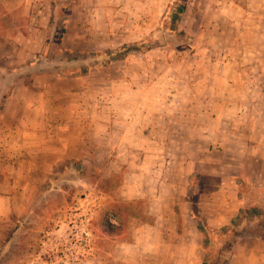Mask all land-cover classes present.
Instances as JSON below:
<instances>
[{
	"label": "rangeland",
	"instance_id": "obj_1",
	"mask_svg": "<svg viewBox=\"0 0 264 264\" xmlns=\"http://www.w3.org/2000/svg\"><path fill=\"white\" fill-rule=\"evenodd\" d=\"M262 235L264 0H0V264H229Z\"/></svg>",
	"mask_w": 264,
	"mask_h": 264
},
{
	"label": "trees",
	"instance_id": "obj_2",
	"mask_svg": "<svg viewBox=\"0 0 264 264\" xmlns=\"http://www.w3.org/2000/svg\"><path fill=\"white\" fill-rule=\"evenodd\" d=\"M172 7H173V9L171 11H168L169 15L166 14V17L168 16V18L171 20L170 29L172 31L177 32L178 31V27H177L178 21L181 19V15L186 11L187 3H176V4H172V5L169 6V8H172ZM164 19H165V17H164ZM65 32H66V28L63 27L61 38L63 37ZM182 33H184V32H182ZM152 40H153V36L150 39L146 40V41H143V42H140V43H136L134 45H126V46L122 47L118 51L108 50V51H106L104 53H97L96 55L107 56L111 60H120L122 58L127 57L128 55H130L133 52H141V51H144V50L152 49L153 48ZM241 211H242V209L240 210V212ZM254 212L256 214H258L256 211H254ZM239 217H240V215L238 214L233 219V222H236ZM197 219H198V222H199L198 223L199 230L206 235L205 243H206L207 247L213 246L214 244L211 241V236L213 234L218 233L219 230L209 226L206 223V219L205 218H202V217L199 216ZM262 237L264 239V235H262Z\"/></svg>",
	"mask_w": 264,
	"mask_h": 264
},
{
	"label": "crops",
	"instance_id": "obj_3",
	"mask_svg": "<svg viewBox=\"0 0 264 264\" xmlns=\"http://www.w3.org/2000/svg\"><path fill=\"white\" fill-rule=\"evenodd\" d=\"M252 242L250 239L246 243L241 244L232 253V258L229 264H238L240 261L243 264H264V247L261 243L256 242L260 245V249H249V245ZM243 259L245 261H243ZM252 259V261H251ZM254 260V261H253ZM250 262V263H249Z\"/></svg>",
	"mask_w": 264,
	"mask_h": 264
}]
</instances>
